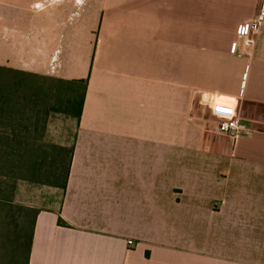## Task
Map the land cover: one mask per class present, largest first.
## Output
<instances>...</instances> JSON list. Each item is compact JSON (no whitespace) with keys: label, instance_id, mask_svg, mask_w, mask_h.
<instances>
[{"label":"crops","instance_id":"crops-1","mask_svg":"<svg viewBox=\"0 0 264 264\" xmlns=\"http://www.w3.org/2000/svg\"><path fill=\"white\" fill-rule=\"evenodd\" d=\"M261 2L0 0V67L87 81L47 122L74 151L29 264H264V24L231 52Z\"/></svg>","mask_w":264,"mask_h":264},{"label":"trees","instance_id":"trees-1","mask_svg":"<svg viewBox=\"0 0 264 264\" xmlns=\"http://www.w3.org/2000/svg\"><path fill=\"white\" fill-rule=\"evenodd\" d=\"M86 84L0 67V264L30 260L39 210L15 201L18 184L66 189L74 145L47 141L46 126L52 115L78 122Z\"/></svg>","mask_w":264,"mask_h":264},{"label":"built area","instance_id":"built-area-1","mask_svg":"<svg viewBox=\"0 0 264 264\" xmlns=\"http://www.w3.org/2000/svg\"><path fill=\"white\" fill-rule=\"evenodd\" d=\"M264 24V0H262L258 12L253 19L244 22L240 26V31L236 42L231 46V52L241 56H248L254 43V36ZM207 102H213V96H206ZM218 131L222 134L234 137L239 131L238 122L235 117L218 113ZM131 242H129V245Z\"/></svg>","mask_w":264,"mask_h":264},{"label":"rangeland","instance_id":"rangeland-1","mask_svg":"<svg viewBox=\"0 0 264 264\" xmlns=\"http://www.w3.org/2000/svg\"><path fill=\"white\" fill-rule=\"evenodd\" d=\"M12 4L19 6L16 2ZM23 5H26L25 3ZM23 6L22 8H24ZM56 189L48 187L30 186L25 183H19L17 186L15 201L19 204L27 206H36L40 208L57 207V203L60 199V193L56 192Z\"/></svg>","mask_w":264,"mask_h":264}]
</instances>
